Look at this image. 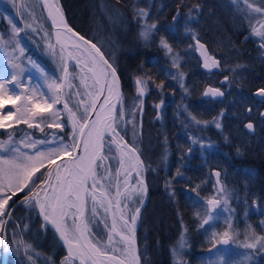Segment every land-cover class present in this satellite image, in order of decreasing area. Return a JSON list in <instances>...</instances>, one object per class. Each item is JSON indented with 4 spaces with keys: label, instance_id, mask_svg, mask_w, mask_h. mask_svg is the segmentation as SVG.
<instances>
[{
    "label": "flooded vegetation",
    "instance_id": "af4514ba",
    "mask_svg": "<svg viewBox=\"0 0 264 264\" xmlns=\"http://www.w3.org/2000/svg\"><path fill=\"white\" fill-rule=\"evenodd\" d=\"M152 10L157 33L146 44L140 45L143 48L144 65L131 74L128 85L123 86L124 99L122 116L117 120L118 132L114 137L109 135L106 138L105 158L96 165L95 181H87V223L89 235L101 251L116 254L129 264H136L130 254L131 249L121 236L131 235V215H135V210L139 208L134 239L138 245L141 264H176L179 258L172 250L178 249V245L172 241L174 237H170L174 225L160 239L148 220L155 218L161 203L169 210L177 209V198L169 179L171 173H167L159 163V156L166 149L163 146L165 139L180 127L177 123L181 122L176 115L166 113L167 107V111L171 112L182 103L179 96L173 98L177 71H183L187 80L190 92L186 103L199 107L202 114L208 116V123L203 131V144L211 147H205L206 161L226 167H214L222 171L223 182H264V119L261 118V113H264V96L258 93L260 89H264V85H261L264 83V38L256 35L259 27H264V14L257 15L260 18L257 22L250 20L249 8L243 0H240L239 6L234 10L224 6L220 0H154ZM173 17L177 19L174 21ZM169 27H173L174 31H167ZM164 30L171 33L174 39L164 33ZM165 36L172 42V52L180 54L184 61L179 68L169 62L167 80L158 83L152 75L156 76L160 72L161 54L166 53V50L161 48L159 40ZM199 44L204 47L201 48ZM205 48L211 64L213 60H218L221 70L208 71L203 68L201 56H205ZM225 77L228 79L225 80ZM136 78L141 80L140 88H143V92L138 99H133L128 94V87H131ZM259 81L262 82L259 84ZM208 86L220 89L224 93L223 97L205 96ZM213 121L221 127L217 128ZM80 122V119L73 123L70 121L71 131L70 125L65 122L63 136L66 141L57 135L53 143L59 148L67 143V151L57 157L73 153L78 139L75 133ZM247 123L254 125L253 130L246 129ZM175 125L177 126L174 127ZM47 145L53 149L52 143ZM53 160L45 166L39 179L34 183L30 182L26 221L27 233L32 241L35 240L36 231H41L43 235L41 240L49 251L46 263L61 264L68 253L51 225L41 219L34 199L38 198L44 203L45 191L51 192L57 173L63 175L64 169L68 167L65 163L61 164L49 179ZM249 163L256 165L249 166ZM248 167L259 170L252 181L243 173H248ZM214 168L211 169V176ZM93 183L96 184V189H93ZM93 194L96 196L95 202L92 200ZM94 207L97 212L95 217L92 212ZM69 212L77 217L75 208L69 209ZM121 216L128 221L127 226L120 219ZM14 222L18 225L16 220ZM113 222L115 229L112 227ZM65 224L69 238L72 239L77 233L71 215ZM178 226L183 232L187 223L180 221ZM109 235L112 236L111 242ZM113 243H118V251L111 249ZM186 243L184 249H178L183 252L182 264H209L216 256L212 244L203 242L199 249ZM231 248L238 255L248 257L249 261L243 264H264V254L257 252L260 251L259 248L246 249L243 244L236 243H231ZM233 254L232 252L231 255ZM16 259L17 254L9 249L5 260L2 262L1 259L0 264H16ZM70 259L72 258L69 257Z\"/></svg>",
    "mask_w": 264,
    "mask_h": 264
},
{
    "label": "snow or ice",
    "instance_id": "6c2138e0",
    "mask_svg": "<svg viewBox=\"0 0 264 264\" xmlns=\"http://www.w3.org/2000/svg\"><path fill=\"white\" fill-rule=\"evenodd\" d=\"M243 2L249 7L252 8L254 12L257 14H264V8L261 7H255L253 4H249L248 0H243ZM259 4H264V0H256ZM44 6L49 8L48 15L52 17V23L55 26L62 27L66 29L68 32H72V29L68 27L66 21L63 18V14L61 12V9L58 6L51 5L48 3V0H44ZM52 8H55V15H53ZM141 17H147L149 13H147L144 10H140L138 13ZM57 18H59V24H57ZM177 17H173V20L175 21ZM31 25L26 24L24 28L17 27L15 24L12 25L13 32L11 36L7 40L4 39V35L0 34V51L4 52V56L6 57V63L0 61V75L4 77V79H0V109H3L5 104H10L13 102V97L8 94V92L5 90V82L6 78L8 76L12 77V81H16L19 83L18 80V73L23 74L25 71L24 68L19 64L14 62V57L11 53L5 51V49L13 44L15 42V47L12 49L13 52H15L17 49H19L20 53L23 54L24 49L20 46V33L25 30V28H29ZM157 29L156 24H150L145 25V30L141 31L140 37L147 41L150 39L151 36L155 34V31ZM169 32L174 31L173 27H169L166 29ZM35 31V29H33ZM57 39L59 40L61 33L57 32ZM78 36V34H75ZM256 35L259 37L264 38V32H256ZM20 37V39H18ZM79 40L84 41V37H79ZM85 44H89L92 49H95L97 53L100 52V49L96 47L95 44H92L91 41H84ZM160 46L167 50L168 53H172L173 49L171 45L167 42V40L164 37H160L159 40ZM199 43V41H197ZM51 48L52 45H49ZM201 48H203V45H200ZM63 51V47L61 49ZM71 55V53H69ZM29 63H34L32 61H29ZM93 67L88 68L87 63L85 64V68H88L89 72H93V74L97 77V82H99V77L104 76L107 77L109 74L112 77V80L110 83H108V98L111 97L112 94V88L113 86L118 82L119 77L116 74V69L112 67L108 61L104 60L103 64L104 67H99L95 60L92 61ZM173 64L175 67L179 68V56L178 54L174 56L173 58ZM36 67H39L38 65H34ZM214 66H218V62L213 60L212 64L205 63V68H211ZM43 71V69H41ZM65 71H67L65 69ZM228 78L225 77V80ZM136 83L139 85L141 83L140 79L138 78ZM51 87V85H50ZM140 92H143V88L139 89ZM259 94L264 96V89L259 90ZM205 96H211V97H222L224 95L223 92H221L217 88L209 87L204 93ZM21 97L17 96L15 99L19 100ZM108 98H105V104L108 103ZM30 99V98H29ZM56 101H54L55 103ZM52 105H47V108H51ZM64 108L67 109L68 105L67 103L64 104ZM101 112L104 110V105H100ZM70 111V110H69ZM249 113L251 112V109L248 110ZM17 112H19V109H17ZM26 112H31L32 116L37 115L35 111L32 109H27ZM85 112H87V108L85 109ZM15 113H13L11 110L7 112L6 115L0 114V128L5 127V121L9 119L10 117L14 116ZM54 116L57 115V113H53ZM73 117L75 114H72ZM223 115V113H221ZM122 116V111H121ZM261 118L264 119V113H261ZM107 117L103 118V121H101V118L98 114L97 121L93 124L92 129L88 133V138L84 140L83 142V154L79 156L78 159L74 161V163L66 167L64 169V174L57 173L55 180L56 183L54 185H51V192L45 191L44 194V203H41L38 198H34L35 202L40 205L41 208V214L43 215V219L46 222H50L52 225L55 226V231L59 233L60 238L63 240L65 244L68 245V257H65L64 260L61 261V264H69V257L78 256L81 260V264H84L85 261L91 260L92 264H100V257H104L105 259L109 261H115L116 264H124L123 260H120L117 256H108L106 252L101 251L100 248H98L95 244L91 242L89 239L88 233L89 229L86 223L76 222V217L74 213L69 212V209L75 208L78 212H80L81 216L83 215V205H84V194L87 192L86 183L91 178L93 181H95L96 178V171L94 165H96V157L99 155L100 150V140L103 135V131L105 128H111V125L107 123ZM195 119V118H193ZM24 123H28V120H25ZM196 123H200L199 121H196ZM207 124L208 122H204ZM213 123H216L213 121ZM88 121L85 120V123L83 126H81L80 131L83 132L84 127H87ZM32 125L29 124V127ZM54 127H61L60 124L52 125ZM10 127V125H9ZM75 127V123H74ZM216 127L220 128L221 125L219 123H216ZM246 129L253 130L254 125L252 123H247L245 125ZM11 136H9V141H11ZM6 142H0V149L5 148ZM62 143V141L60 142ZM195 143V141H193ZM75 147H79V145H76ZM201 147H211V145L205 146L201 144ZM15 151L16 155L11 159H6L3 155H0V193H4L6 191H12V195H15L16 193L22 191L24 188L28 187V182L32 179L33 175L39 171V169L36 167V163H40V167H43V154H38L36 157L28 156L22 152L18 148L12 149L8 148L7 153ZM130 151L134 152L135 149H130ZM191 151V149H189ZM239 154V149L237 150ZM177 175H180L179 170L177 171ZM217 177V183H219V177L220 172L215 173ZM39 178V177H37ZM34 183V182H33ZM93 189H95L96 184L93 183L92 185ZM14 190V191H13ZM193 192H195V189H192ZM221 192L224 191L223 188L220 189ZM38 195V194H37ZM117 195H119V192H117ZM11 199V196L0 199V215L4 214V208L8 204V201ZM92 200L95 202L96 196L92 195ZM25 202H29L28 198L25 197ZM198 200L193 201V203H198ZM220 204V201L217 199H208L207 205L209 207V212L207 214V217L203 220L202 224L200 225L201 228H204L205 225L208 227H213L215 222L219 219V214L213 215L211 210L215 209ZM225 210H227L228 201H224ZM47 209V210H46ZM93 215H97L96 208L94 207L92 209ZM136 214L131 215V225L132 227L129 228V231L131 232V235L129 236H122V239L127 242L129 248L131 249V255L136 261V264H139V256H135V239H134V233H135V224L138 219V215L140 213V209L137 208L135 210ZM72 216L73 218V225L75 232L77 235H75L72 239L69 238V234L67 231V227L65 224L66 219L69 216ZM199 215V213H197ZM121 220H123L125 226L128 225V221L124 219L123 216L120 217ZM3 221L0 220V224H2ZM27 227V226H26ZM113 229H115L116 225L115 222H113L112 225ZM229 228H231V224H229ZM206 230V229H205ZM213 239L215 240V243L213 245V248L216 249L215 255L216 259H213L209 262V264H228L227 257H230L232 254V248L231 243L234 242V237L232 234H230L229 231H224L222 234L213 233ZM238 235V234H237ZM219 237V238H217ZM112 236L109 235V242H111ZM264 241V236L257 237L256 243H245L243 244V247L246 249H256L257 244H260L261 249H264V243H261ZM15 242V241H14ZM75 242V243H74ZM5 241H0V244H5ZM19 243H23V241H20ZM216 245H220L219 248H216ZM25 249L31 248V245H24ZM186 246V240L184 238V234H181V238L178 242V249H183ZM178 249L173 248V254L178 255ZM5 252L9 251L5 247ZM127 251V250H126ZM176 264H180L179 261L176 262Z\"/></svg>",
    "mask_w": 264,
    "mask_h": 264
},
{
    "label": "rangeland",
    "instance_id": "374dc122",
    "mask_svg": "<svg viewBox=\"0 0 264 264\" xmlns=\"http://www.w3.org/2000/svg\"><path fill=\"white\" fill-rule=\"evenodd\" d=\"M146 1L149 5L150 0H146ZM248 3L255 5V7L264 8L263 7L264 4H259L256 2V0H248ZM222 4L225 6V3ZM238 6L239 3L228 4L229 9L231 10L236 9ZM143 9H148L144 11L149 13V7H145ZM257 15L259 14L254 12L252 8H249L248 17L250 20L260 19ZM0 16L4 18V27H5V29L3 27H0V34L4 35L5 40H7L9 36H11L13 32V28H12L13 24H15L17 27L20 28H24L26 24H29L31 25V27L26 28L25 30L26 31L31 30L32 32L38 33L40 37L44 39V43H43L44 48L42 52L48 55L50 58L54 59L55 53L53 52V50L55 49V45L52 39V32L51 29L49 28V25L46 23V18L40 6L37 4V0H27V1L0 0ZM147 17L144 18L147 19ZM145 25H147V23L144 20L142 31L145 30ZM33 29H35V31H33ZM261 30H264V27L260 26L259 32H261ZM24 35H25L24 32H21L20 37H22V39H20V37H18V39H20V46L24 49L23 53L26 52L25 55L21 54L19 49H17L15 52L12 51V49L15 47V42H13V44L9 45L5 49V51L12 54L14 60H18V63L24 68L25 71L23 72V74L18 73L19 83H17L16 81H12L11 78H6V80H4L5 90L8 92L9 95L13 97V102L10 104H5L3 109H0V114L6 115L7 112L11 110L13 113H15V115L10 117L4 122L5 127L0 128V142H6L5 148L0 149V155H3L6 159L13 158L16 155V153L15 151H13L6 154L8 148H12V149L18 148L20 152L33 157H36L38 154L42 153L44 156L43 159L44 166L40 167V163L39 162L36 163V167L39 169V171H37L33 175L32 179L28 182V187L24 188L22 191L16 193L15 195H12V191H6L4 193H0V199H5L11 196V199L8 201V204L4 208V214L0 215V220L3 221V223L0 224V241H3V230H4L5 222L8 217L11 203L15 200V196L22 192L27 193V191H29L31 187L30 182H34L35 181L34 179L41 175V173L45 169V166L49 164L59 154L67 151V143H64L63 147L61 148L55 146L53 143L58 134L56 131H54V126L52 125H55L54 122H59L63 115L61 110L62 101L60 98L61 77L59 78L54 73L50 77L47 76V71L45 70L46 68L40 63L38 58L33 56L29 51V46L26 45L25 43L26 38L24 37ZM29 43L30 42L27 39V44ZM49 45H52V47L50 48ZM126 51H130V50L126 48ZM126 54L128 55L129 52H126ZM60 55L62 54L60 53ZM168 56H170L171 59L174 58L173 53H169ZM74 58L83 64L87 63L88 67L90 68L92 67L90 58L83 50L79 48H75ZM0 61L6 63V57L4 56L3 51H0ZM29 61H32L34 63H29ZM34 65H38L39 67H36ZM41 69H43V71H41ZM0 79H4V77L0 75ZM181 81L182 83L185 82V78L183 76H181ZM85 82L90 92V96H89L90 98H89L87 94L83 93L84 91L82 90L81 97L85 98L84 101L85 107L80 106L81 99L77 95H74L72 99V102L77 107V110H75V112H76V116L79 117V119L80 118L83 119L85 116L88 115L92 98L96 93L95 84L90 76H88ZM17 96L21 98L19 100L15 99V97ZM54 101L56 102L54 103ZM47 105H52V107L47 108ZM86 108H87V112H85ZM181 108L183 111L185 112L187 111V109H183L184 107ZM17 109H19V112H17ZM27 109H32L37 113V115L32 116L31 112H26ZM77 111L79 112L77 113ZM53 113H57V115L54 116ZM25 120H28V123H24ZM29 124H31L32 126L29 127ZM56 128L58 129L59 127ZM1 132H3V135L1 134ZM9 136H11L12 138L11 141H9ZM49 143H52L53 149L47 145ZM109 149H111V145L109 146ZM247 171L254 175H256L259 172L258 168L256 167H248ZM228 185L232 186L233 183L228 184L227 182H224V191L221 192L217 190L214 193L213 197L211 198L220 201V204L215 208V210L214 211H212L213 209L211 210L213 215L219 214V219L215 222V224L219 226L223 225V229H221V232L218 234H222L226 230L229 231L230 234H232L234 237V242H232L234 244L256 243L257 237H261L262 235L256 234L250 228L249 231H247L244 226H239V224L237 223L240 221L239 219L240 214L238 207L239 200L233 196L234 193H232L231 190H228L229 187ZM233 197L235 201L232 200ZM225 200L228 201L227 210H225V205H224ZM207 209L209 212L208 205H207ZM249 212L250 211L247 209L244 210L242 212L243 217L247 218ZM206 217L207 216H205V218ZM23 220L24 219L20 220L19 222L21 224L23 233L25 234L26 231L28 230V224L26 220L25 221ZM243 221L246 222V220ZM229 224H231V228H229ZM7 230L10 240L8 244L11 250L17 252L18 255H20V258L16 259V264H35L36 260L44 259L43 255L46 254L41 252L43 254L42 255L41 253L36 252L38 251L37 250L38 248L36 249V244H34L33 242L28 241L26 239L27 242L25 244L19 243L20 241H22V239L20 236L19 229L14 223L10 222L8 224ZM249 232L250 234H248ZM214 243L215 240L213 239L212 244L214 245ZM261 243H264V241H262ZM24 245H31V248H28L26 250ZM39 245H43L42 240L41 242H39ZM113 245H111V249L118 251L119 250V247H117L118 243H113ZM219 247L220 245H216V248ZM257 248L260 249V251L257 252L264 254V249H261L260 244L259 246H257ZM2 251H3V244H0V262L2 257ZM232 252L234 254L231 255L230 257H227L228 264H243L249 261L247 256L245 255L242 256V254L238 255L237 253H235V251ZM175 256L179 258L178 260L180 264H182L183 261L181 260H182L183 252L178 251V255ZM258 257L261 258L260 256ZM24 259H27V262ZM213 259H216V256H214L212 260ZM43 264H47V263L45 262ZM69 264H73V263L69 261Z\"/></svg>",
    "mask_w": 264,
    "mask_h": 264
},
{
    "label": "trees",
    "instance_id": "16d2710c",
    "mask_svg": "<svg viewBox=\"0 0 264 264\" xmlns=\"http://www.w3.org/2000/svg\"><path fill=\"white\" fill-rule=\"evenodd\" d=\"M127 1L129 2L128 5L125 4V0H97L94 2H92V0H60L68 19L72 23H74L73 19L75 21V17H80L81 14V16L83 15V30L88 29L89 32H91L90 30L96 27L97 30L100 28V31L102 30L103 33L105 32L104 25L107 22L121 23L129 15H131L129 10L130 5L137 4V0ZM132 10L135 12L134 9ZM123 24L124 23L121 25ZM0 27L5 29L2 19H0ZM116 30L118 31V28ZM24 37L26 38L25 43L29 46V51L31 54L37 56L43 51L42 45L38 44L41 41L39 35L35 34L34 32L26 31ZM27 39L30 42L29 44H27ZM97 42L102 46H106L107 51V44L102 38L99 39L97 37ZM35 44L37 45L35 46ZM119 45L123 49L127 48L131 50L133 48L131 43L124 45L123 42ZM56 54L57 55L54 56V59H52L53 61H44V65L48 68L47 71L49 74H51L52 71L59 74L62 72L64 59L58 52H56ZM14 62L18 63V60H14ZM72 71V78L70 80L69 89L67 92V98L69 101H72L74 95L80 94V91L82 92V90L84 91V88L80 83L81 75L79 71L76 68H73ZM7 78L12 79L11 76H8ZM157 81H164L162 74L158 75ZM260 82L262 81H259L258 83L260 84ZM261 85H264V83ZM190 107L193 111H201L199 107ZM179 109L180 108H173V110H171L168 115H179ZM65 113L66 112L63 109V115H66ZM192 115L197 120H201L203 118L202 114H197L196 112H194ZM203 119L207 120L208 116H205ZM188 122H190L191 125L194 124L190 119ZM177 125H179V123H177ZM186 127L192 126L186 125ZM195 129L196 128H194L192 131H190V129L186 130V132L190 134L189 136L187 135L182 137L179 132V128L178 130L177 128L174 130V132H176L175 134L174 132L170 134L171 143L169 145V153L172 158V163L171 169L168 172L171 173L172 178H175L176 181H178L171 182V187L177 198V209L174 211L169 210L167 209L168 207L164 205V203H161L159 211L155 214V218L153 220H148V222L151 223V226L154 228L155 233L159 235L160 239L162 235L166 234L164 232L167 230L169 231V227L171 229V225H174V229L170 237H174L172 238V241L176 243L180 231L178 226L179 220L182 219L187 223L186 228L189 242L194 247L199 248L203 242L211 244L213 242L212 234L215 228H218L219 232L221 231L222 226L217 225L216 227H208L205 225L204 228L200 227L205 216L208 214L207 199H209L214 192V182H212L207 176L208 170L205 167L201 149L199 148L203 138L201 133H198ZM1 134L3 135V132H1ZM193 141H195V143H193ZM189 149H191V151H189ZM247 165L252 166L256 164L249 163ZM257 167L260 168V166ZM220 168L224 169V165L220 166ZM178 170L180 175H177ZM245 175H247V178L251 181L254 180L253 178H255L254 174H251L250 172L247 174L245 172ZM168 177H170L169 174ZM230 183H233V185H230L228 189L231 190L232 193H236L235 198L239 200V211H244L246 209L251 211V214L247 218L248 221H246V224L242 221V219L237 223L239 226H244L245 228L251 226L255 232L263 234L264 182H228V184ZM192 189H195V192H193ZM194 199L198 200L199 202L194 204ZM232 200L235 201L234 197ZM20 208L21 206L16 211L17 215L21 211ZM197 213H199V215H197ZM199 259L200 256H198V260Z\"/></svg>",
    "mask_w": 264,
    "mask_h": 264
},
{
    "label": "water",
    "instance_id": "95a60500",
    "mask_svg": "<svg viewBox=\"0 0 264 264\" xmlns=\"http://www.w3.org/2000/svg\"><path fill=\"white\" fill-rule=\"evenodd\" d=\"M42 8L44 10V13L52 27L53 30V38L54 41L57 45H59L60 47H63L65 53H66V58H67V65H66V70L64 73V77L62 80V93L64 91V87L66 84V80L67 77L69 76L70 73V63L74 62L75 65L79 66V63L77 61L74 60L73 56H72V52H71V48L74 47H79L81 49H83L85 52H87L90 56V58L93 60H95L96 64L99 67H104L103 61L106 60L108 61V63H110L112 65L113 68H115V66L109 61V59L107 58V56L105 55L104 51L98 46V44H96L95 42L87 39L86 37H84L83 35H81L80 33H78L76 30H74V28L71 26L70 22L68 21V18L66 16V14L64 13V11L62 10L61 4L58 2V0H48V3L51 5H55L58 6L61 9V12L63 14V18L66 21L67 25L69 28L72 29V32H68L66 29L62 28V27H58L53 25L52 23V17L48 15L49 12V8L44 6V0H39ZM53 11V15H55V8H52ZM57 24H59V18H57ZM57 32L61 33V36L59 38V40L57 39ZM75 34H78L75 35ZM84 37V41H91L92 44H95L97 48L100 49V52L97 53L95 51V49H92L90 47L89 44H85L84 41L79 40V37ZM69 53H71V55H69ZM209 55V53L207 51H205V56L202 58L204 61L203 67L205 65V63H209L207 56ZM218 62V61H217ZM214 68L219 69V62H218V66H215ZM116 69V68H115ZM209 69L212 70L211 68H207V70ZM96 82L97 85V93L96 96L93 98L92 101V107L90 110V114L89 117L87 118L88 124L87 127H84L83 132L80 131V136H79V140L77 145H79V147H76L74 153L72 156H67V157H62L60 159H58L57 161L54 162L53 164V170L55 171L56 167H58L60 165V163H62L63 161H68L70 163V166L74 163V161L76 159L79 158L80 155L83 154V142L84 140H86L88 138V133L89 131L92 129L93 124L97 121L98 119V114L101 118V121H103V118L107 117V123H109L111 125V128H105L103 131V135L102 138L100 140V150H99V155L96 157V163L103 157L104 155V148H105V138L108 134H113V132L116 130V117H117V113H118V109L122 100V92H123V83L120 77V74L118 73L117 69H116V74L119 77L118 82L113 86L112 88V94L111 97L108 98V83L111 82L112 77L109 74L107 77L104 76H100L99 77V82H97V77L93 74V72H90ZM103 77V80L100 81V78ZM105 98H108V103L105 104ZM67 103L66 101H64V104ZM103 104L104 105V110L103 112H101V108L100 105ZM68 105V103H67ZM68 110H70L71 114H73L74 112L71 110V108L68 105ZM84 125V124H83ZM82 125V126H83ZM96 165H94L95 167ZM216 172H220L218 170L214 171L213 174L216 178L217 181V177L215 175ZM220 176H221V172H220ZM217 183V182H216ZM217 185L219 187L222 188V182H220V177H219V183H217ZM86 188L88 189V184L86 183ZM39 213L40 216L43 218V215L41 214V209L39 207ZM86 223L87 224V192L84 194V205H83V215L81 216L80 212L77 213V223ZM50 223V222H49ZM51 224V223H50ZM88 226V225H87ZM52 228L55 231V226L52 225ZM56 232V231H55ZM58 235L59 233L56 232ZM119 234V233H118ZM86 235H88L89 239V233H86ZM121 236V234H119ZM60 237V236H59ZM122 237V236H121ZM61 239V238H60ZM91 240V239H90ZM61 241L63 242V240L61 239ZM92 242V241H91ZM93 243V242H92ZM66 250L68 251V245L65 244L63 242ZM94 244V243H93ZM135 255L139 256V250H138V245L135 241ZM108 256H117L115 254H111V253H107ZM119 257V256H117ZM74 259L78 260L81 263V260L78 256H74ZM120 260L124 261V264H128L124 259L120 258ZM84 264H92L91 260H87L84 262ZM100 264H116L115 261H109L107 259H105L104 257H100ZM139 264H141L140 262V257H139Z\"/></svg>",
    "mask_w": 264,
    "mask_h": 264
},
{
    "label": "bare ground",
    "instance_id": "6f19581e",
    "mask_svg": "<svg viewBox=\"0 0 264 264\" xmlns=\"http://www.w3.org/2000/svg\"><path fill=\"white\" fill-rule=\"evenodd\" d=\"M94 1H97V0H92V2ZM220 1L225 4H231V3L234 4V3L240 2V0H220ZM150 2L151 0L149 1V3ZM125 4L128 5L129 2L125 0ZM137 8H138L137 4L130 5L129 10H130L131 15H129L121 23L107 22L104 25V30H105L104 33L102 30L100 31V28L99 30H97L96 27L92 28L90 30L91 32H89L88 29L83 30V25H82L83 15L81 16V14H80V17H75V21L73 19L74 23H72L68 19V21L70 22L74 30H76L78 33H80L87 39L93 42H96L97 37L99 39L103 37V40L105 41L108 47L107 53L109 54V56H116L117 58V64H118V68L120 71V77H121L123 86L124 84L125 86L128 85L131 74H134L139 69V67L144 65V61H143L144 58L142 56L143 48H141L140 45L143 43L146 44L149 41V40L145 41L140 37L141 32L139 30H135L134 34H129L131 33L135 25L139 23V20L134 16L135 12L132 10V9L136 10ZM122 23L124 24L121 25ZM117 28H118V31L116 30ZM156 33H157V29L155 31V34ZM164 33H167L172 39H174L171 33L166 32V31ZM165 39L167 40L166 36H165ZM123 42H124V45H126L127 43H131L133 45V48L130 51H128L129 52L128 55L126 54L127 52L126 49L121 48L119 45L120 43H123ZM167 42L169 44L172 43L169 40H167ZM103 50L106 51V47H103ZM100 79L102 81L103 77H101Z\"/></svg>",
    "mask_w": 264,
    "mask_h": 264
}]
</instances>
